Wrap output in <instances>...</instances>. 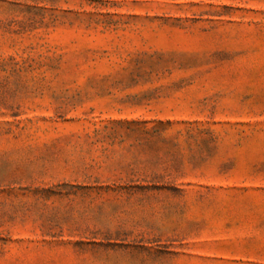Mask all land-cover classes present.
<instances>
[{"label": "rangeland", "instance_id": "rangeland-1", "mask_svg": "<svg viewBox=\"0 0 264 264\" xmlns=\"http://www.w3.org/2000/svg\"><path fill=\"white\" fill-rule=\"evenodd\" d=\"M0 264H264V0H0Z\"/></svg>", "mask_w": 264, "mask_h": 264}]
</instances>
